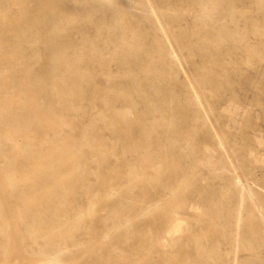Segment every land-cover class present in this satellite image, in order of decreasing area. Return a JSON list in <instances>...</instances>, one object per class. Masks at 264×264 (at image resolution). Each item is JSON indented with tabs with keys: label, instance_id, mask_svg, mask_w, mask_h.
Instances as JSON below:
<instances>
[{
	"label": "rangeland",
	"instance_id": "374dc122",
	"mask_svg": "<svg viewBox=\"0 0 264 264\" xmlns=\"http://www.w3.org/2000/svg\"><path fill=\"white\" fill-rule=\"evenodd\" d=\"M152 1L164 9H175L166 16L187 72L179 73L175 78L166 73L163 59L157 56L160 49L151 45L158 32L149 22L142 20L139 13L120 17L123 13L117 11L114 4L103 7L90 0H67L68 8L79 15L81 26L74 30L72 42L95 41L98 46L89 52L94 56H104L107 66L103 69L102 66L89 65L93 80L91 84H81L83 102L80 115L68 116V119L79 120L80 124L67 127L62 135L80 144V164L90 171L89 182L92 186L88 191L79 190L65 196L70 201L63 219L74 224L78 222V227L72 231L73 238L60 233L54 238L56 249L63 248L62 264H105L102 258L109 259L108 264L230 262V227L223 216L235 215L236 212L235 171L223 170L225 159L212 138L203 140L205 134L213 135L214 131L195 118L196 108L186 97L188 75L197 82L217 130L223 135L227 148L235 155L240 173L254 190L264 212V40L260 36L264 33V14L259 12L264 7V0H218L223 3L220 9L235 8L237 11L233 15L223 16L221 24L232 28L230 33L237 37V45H250L251 50L227 49L228 46L217 49L208 43L197 47L195 40L204 33L200 29L204 25L200 20V5L206 0ZM38 3V0H0V15L17 17L22 7L27 5L35 11ZM182 10L191 13L184 15ZM248 18L253 21L249 22ZM86 19L93 24L87 23ZM259 27L263 29L259 30ZM186 34L191 35L190 39L185 37ZM135 41L140 46H134L141 47L140 51L132 46ZM122 43H127V47L123 48ZM127 49L134 51L133 59L139 57L141 60H121ZM218 53L222 62L205 61L208 56ZM46 54L43 47L27 50L28 59L44 58ZM110 55L114 59L108 62ZM143 64H148L145 70H142ZM24 66V62L18 65V73ZM129 72L137 78L135 84L127 78ZM148 73L150 79L146 80ZM109 101L127 119L144 120L152 132V139L141 143L135 139L124 142L117 138L106 126L115 120ZM186 104L193 111L189 117L181 108ZM156 136H159L158 144ZM49 139L55 140L53 132H50ZM18 141L11 158L25 163L26 135L22 134ZM60 142L62 140H58ZM34 143L40 146L43 142L37 136ZM43 151H46L44 144ZM102 155L105 156L104 160ZM153 162L158 164L159 173L151 165ZM182 162L185 163L184 167ZM133 170L145 178L157 180L159 189L163 194H168L162 201L164 204L171 203L167 210L173 216L157 222L144 218L139 224L114 229L115 220H123L135 212L130 204L142 203L149 198L140 189L130 190ZM5 177L0 175V186H3L2 189L0 187V263L23 264L25 261L24 264H54L41 251L48 245V239H42L39 234L37 239L33 238L25 226L29 223L24 224L17 210L11 209L9 195L12 188ZM180 177L184 180L182 188L174 197L166 187L177 185ZM21 184L26 186L30 182ZM38 196L45 195L38 193ZM63 196L59 193L55 197L59 199ZM108 198L114 202L106 203L105 199ZM119 201L128 206L122 208L117 204ZM251 210V200L247 199L243 212L244 234L238 252L239 264H264V222ZM113 211H116L117 219L111 218ZM48 213L47 221L55 224L51 222V212ZM26 220L29 222V219ZM105 232L109 237L103 239L102 250H92L99 236ZM24 250H27L26 254ZM21 258L23 262L19 263Z\"/></svg>",
	"mask_w": 264,
	"mask_h": 264
},
{
	"label": "bare ground",
	"instance_id": "6f19581e",
	"mask_svg": "<svg viewBox=\"0 0 264 264\" xmlns=\"http://www.w3.org/2000/svg\"><path fill=\"white\" fill-rule=\"evenodd\" d=\"M38 1L39 3L35 11L29 9L26 5L24 8H21V13L17 17H11L7 14L0 15V162L2 163H0L2 165L0 167V175L8 178V186L12 188L9 195L11 209L17 210V214L24 224L29 223L25 226L28 228L27 231L29 230L31 232L33 238L37 239V234H39L42 239H48V245L43 249L41 248L46 258L54 264H62L61 255L64 253L62 252L63 248L56 249L54 238L58 233L67 238H73L72 231L78 227V222L74 224L69 222V220L63 219L67 213V205L70 201L65 196L78 192L79 190L88 191V189L92 188L89 182L90 171L80 164L82 160V151L79 148L80 144L71 138H63L62 135L67 127L73 124H80L79 120L68 119V116L80 115L83 102L81 84H91L93 80V72L89 68V65L102 66L103 69H106L107 59L101 55L94 56L90 54V49L98 46L95 41L86 43L72 42L71 37L74 30L81 28V26L79 25V15L75 10L68 8L67 0ZM90 1L92 3H99L103 7H110L114 4L115 9L123 13L120 17H123L124 14L139 13L142 20L149 22L152 28L158 32L156 40L151 45L160 49L157 56L163 59V63L167 69L166 73L172 76V78H175V75L178 77L179 73H187L181 50L173 39L172 33L170 32L172 27L166 16L168 12L171 13L175 9L172 11L170 9H164L152 0ZM28 4L31 5L32 3L29 2ZM220 6H223V3L218 0H206L200 5V20L204 23L200 29L204 33L195 40L197 47L208 43L217 49H226L228 46L227 49L246 48L251 50L250 45H237V37L230 33L232 28L227 24H221L223 16L233 15L234 12L237 13L235 8L220 9ZM259 12L264 14V7ZM182 13L189 15L191 12L182 10ZM261 20L262 18L259 22ZM86 21L89 24H93L89 19H86ZM248 21L252 22L253 19L248 18ZM260 29L263 28L259 27ZM260 36L264 40V33ZM185 37L190 39L191 35L186 34ZM201 40L205 41L202 42ZM134 44H136L135 46H140L136 41L131 45L134 46ZM121 46L125 48L127 47V43H122ZM135 46L134 48L140 51L141 47ZM36 47H43L47 54L44 58L28 59L27 50L35 49ZM133 52L130 49L125 50V55L121 60L124 62L140 61L141 59L139 57L132 58ZM218 54L208 56V59H205V61L208 60L212 63L222 62L221 55L220 53ZM113 59L114 56L110 55L108 62H111ZM23 62L25 66L18 73V65ZM147 65L143 64L142 70H145ZM126 76L130 80H133L134 84L136 83L137 78L132 72L127 73ZM145 79H150V73L145 75ZM186 88L187 100L192 102L196 108L195 118L202 120L204 126L214 131L213 135L205 134L203 140L212 138L217 148L221 150V156L225 159L223 170L235 171L233 183L236 187V212L235 215L228 214L227 217H223H225L226 225L230 227V248L228 249V254H232L230 262L226 264H239L238 252L240 251L242 236L244 234L243 212L246 201L247 199L251 200V213L264 222L262 204L256 199V194L252 187L245 182L244 176L239 171L240 168L235 155L227 148L223 135L217 130L210 116L209 109L206 106L197 82L190 75H188ZM154 90L157 93L155 87ZM108 105L115 114V120L107 123L106 126L117 138L124 142L135 139L141 143L152 139V132L143 122L144 120H129L125 114L116 111L114 104L110 101ZM181 108L186 117L191 116V112L193 111L188 104L185 106L182 105ZM50 132H53L55 140L49 139ZM22 134L26 135L27 140V144L24 146L26 164L17 162L16 158H11L12 155L14 156L15 147L19 144L18 138ZM37 136L43 142L40 146H36L34 143ZM155 139L158 144L159 136H156ZM58 140H62V142L59 144ZM43 144L46 147V151H43ZM95 144L93 143L92 145ZM138 156L151 157L150 155ZM101 157L103 160L105 159L104 155ZM165 157L169 158L168 156ZM151 165L157 170V173L160 172L158 164L153 162ZM133 171L132 173L130 172L132 180L130 190L140 189L149 198L142 203L130 204V208L135 212L123 220L117 219L116 211H113L111 218L117 219L115 220L116 224L114 229H118L123 225L132 226L133 224H139L145 219L151 222H157L161 218H171L173 216L167 210L171 203L164 204V201H162L168 197V194H163V191L159 189L157 180L145 178L137 173V170ZM152 171L154 172V169ZM17 175L19 179L16 180ZM25 181L30 182V184L22 186L21 182ZM183 181L180 177L177 185L166 187V189H169L173 196L176 197L182 188L181 183ZM0 187L2 189L3 186ZM38 193H43L45 196L39 197ZM59 193H62L64 196L57 199L55 196ZM153 194L154 196H151ZM105 202L112 204L114 200L108 198L105 199ZM117 204L122 208L128 206L127 203H122V201H119ZM48 211L51 212V222H55V224H49L47 221ZM3 213L5 212L3 211ZM114 214L116 215L114 216ZM26 219H29V222ZM108 237L107 232L101 234L92 250H102V245L105 241L103 239H107ZM1 243L2 239H0ZM134 244L139 245V243ZM23 252L26 254L27 250ZM18 255L20 257V254ZM28 258H25V260ZM102 260H104L105 264L109 263V259L107 258H102ZM21 261L22 258L19 263ZM24 263L26 262L24 261Z\"/></svg>",
	"mask_w": 264,
	"mask_h": 264
}]
</instances>
